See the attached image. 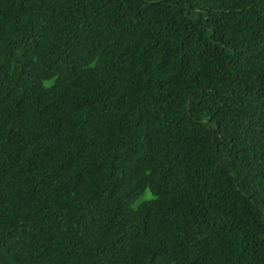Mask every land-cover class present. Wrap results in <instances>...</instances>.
<instances>
[{
	"label": "trees",
	"instance_id": "obj_1",
	"mask_svg": "<svg viewBox=\"0 0 264 264\" xmlns=\"http://www.w3.org/2000/svg\"><path fill=\"white\" fill-rule=\"evenodd\" d=\"M0 262L264 264V0H0Z\"/></svg>",
	"mask_w": 264,
	"mask_h": 264
},
{
	"label": "clouds",
	"instance_id": "obj_2",
	"mask_svg": "<svg viewBox=\"0 0 264 264\" xmlns=\"http://www.w3.org/2000/svg\"><path fill=\"white\" fill-rule=\"evenodd\" d=\"M74 19L81 20L82 15L75 11L71 18L67 17L65 21V29L61 32L62 43L61 46L51 49L48 53V57L43 59L45 61L46 73L55 74H46L48 78L47 81L41 79V91L53 90L55 94L59 97H65L69 95L68 88L65 85V79L69 73L67 69V64L70 61L78 59V56L82 55L86 50L92 52L88 46L91 41V38L96 35L99 27L101 28V18H91L88 21L80 22L74 24ZM61 68L60 70H58ZM98 79V76L96 80ZM56 80L58 85H54L53 81ZM91 89H88L76 97H81L83 95L89 96L91 94ZM40 95V94H39ZM130 109H133L139 115L148 114L147 107L144 105V108L141 106L139 101H133L128 105ZM147 109V110H146ZM149 126L147 121H140ZM1 263V262H0Z\"/></svg>",
	"mask_w": 264,
	"mask_h": 264
}]
</instances>
